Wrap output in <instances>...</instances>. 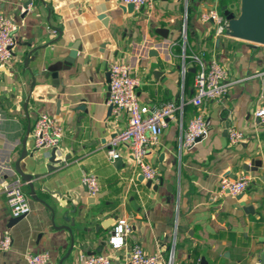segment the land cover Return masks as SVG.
Masks as SVG:
<instances>
[{
  "label": "crops",
  "instance_id": "0c3cea01",
  "mask_svg": "<svg viewBox=\"0 0 264 264\" xmlns=\"http://www.w3.org/2000/svg\"><path fill=\"white\" fill-rule=\"evenodd\" d=\"M28 1L0 0V14L18 27L14 57L0 64V239L9 232L13 240L0 264H28L27 255L38 253L51 264H80L96 254L130 264L132 244L161 253L160 264L173 252L174 264H264V125L255 118L264 45L219 36L213 22L201 20L211 10L239 16L241 1L155 0L152 9L131 13L119 0H33L25 10ZM99 17L108 18L106 26ZM75 45L80 52L70 69L57 81L45 76ZM193 56L223 65L230 88L223 100L204 102L209 137L181 151V125L200 111L191 103L200 70ZM126 61L141 105L186 103L147 151L155 181L143 177L129 146L118 148V160L108 155L111 139L128 126V115L108 105L111 66ZM41 113L65 131L54 163L33 138ZM231 128L244 132L237 146L228 139ZM258 161L256 172L243 168ZM92 174L100 182L96 197L83 183ZM242 176L251 179L246 192L220 195L222 178ZM18 181L31 212L11 225L4 189ZM119 218L131 231L128 248L114 251L108 241Z\"/></svg>",
  "mask_w": 264,
  "mask_h": 264
},
{
  "label": "built area",
  "instance_id": "2783aa9c",
  "mask_svg": "<svg viewBox=\"0 0 264 264\" xmlns=\"http://www.w3.org/2000/svg\"><path fill=\"white\" fill-rule=\"evenodd\" d=\"M122 5H133L134 9L154 7L155 0H119ZM203 22H213L217 28L219 36H229L228 20L218 11L211 10L201 15ZM16 23L8 16L0 14V64L10 62L14 57V49L17 46ZM200 70L195 78L197 90L196 97L191 101L200 111L191 118L188 125H181V151L193 150L198 144L209 137L212 123L206 119L204 110L205 101L223 100L229 93L228 71L219 62L212 60L205 64L198 56L192 57ZM131 65L124 63H114L110 71V97L108 105L112 107L115 115H128V126L126 130L111 139L109 157L112 160L120 159L118 148L129 146L131 158L135 165L142 171L145 179L155 181L158 179V170L146 162L149 147L159 144V137L168 120L174 118L176 114H183L185 102H166L161 106L150 107L141 105L137 95L139 80L132 75ZM262 83V104L255 112V118L264 125V71L260 75ZM0 116V121H1ZM33 130V138L36 148L47 152L48 160L56 150V155L61 147L64 137V128L59 125L54 118L46 113H41L36 121ZM244 132L231 128L228 130L230 144L237 146L244 140ZM250 178L242 176L237 180L228 177L222 178L219 193L232 196H241L246 192ZM83 183L91 197H96L100 192V182L95 175H85ZM20 181L5 186L4 193L8 201L12 218L19 219L31 212L29 200L22 191ZM131 225L126 218H119L112 227L108 241L111 250L118 251L128 248V237L130 236ZM12 238L9 232H4L0 239V252L8 251L12 246ZM130 264H160L163 261L161 253L147 254L138 244H132L129 248ZM28 264H51V257L47 253L27 255ZM80 264H114L110 256L96 254L94 256H82ZM166 264H174V252L169 256Z\"/></svg>",
  "mask_w": 264,
  "mask_h": 264
},
{
  "label": "water",
  "instance_id": "95a60500",
  "mask_svg": "<svg viewBox=\"0 0 264 264\" xmlns=\"http://www.w3.org/2000/svg\"><path fill=\"white\" fill-rule=\"evenodd\" d=\"M241 1V13L239 16L236 14H231V12L226 11L225 17L228 20V31L227 34L230 37L241 39L250 43H257L260 45H264V0H240ZM33 0H29L25 5L24 9L27 10ZM127 11L132 12L134 10L133 5H127ZM26 12V11H25ZM99 19L103 22L104 26L108 23V18L99 17ZM70 55L64 61H57L53 63L50 67L47 68L45 72V76L52 77L57 81L58 75L62 70H69L72 64L75 62L77 56L80 52V46L75 45L70 50ZM156 52L154 51L153 54ZM112 110V107H111ZM26 157V154L23 155V158ZM22 158V159H23ZM56 161V150L52 153V157L50 159V163H54ZM7 167H10V164H6ZM261 162H254L251 167L244 165L243 168L246 171L256 172V167L260 166ZM17 173L21 175L24 181L30 184L31 189L34 190L33 177L31 175H25L21 170L20 164L17 165ZM6 177V176H5ZM21 218L11 220L10 224L18 223ZM67 230L68 228L65 227Z\"/></svg>",
  "mask_w": 264,
  "mask_h": 264
}]
</instances>
